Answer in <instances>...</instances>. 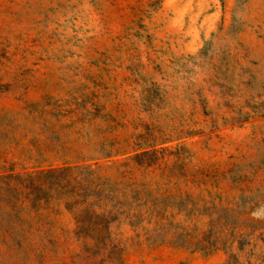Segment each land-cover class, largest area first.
<instances>
[{
  "label": "rangeland",
  "instance_id": "rangeland-1",
  "mask_svg": "<svg viewBox=\"0 0 264 264\" xmlns=\"http://www.w3.org/2000/svg\"><path fill=\"white\" fill-rule=\"evenodd\" d=\"M0 264H264V0H0Z\"/></svg>",
  "mask_w": 264,
  "mask_h": 264
}]
</instances>
